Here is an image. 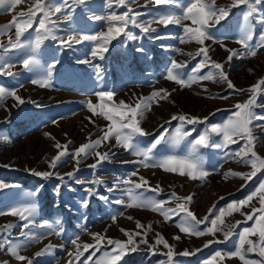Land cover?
<instances>
[{"label": "rangeland", "instance_id": "1", "mask_svg": "<svg viewBox=\"0 0 264 264\" xmlns=\"http://www.w3.org/2000/svg\"><path fill=\"white\" fill-rule=\"evenodd\" d=\"M34 2L35 0H23L12 11L0 10V26L8 24L19 12H26ZM52 2L60 5L63 0H52ZM191 2L192 0H178L177 6V4L156 5L155 0H129L128 6L141 13L137 21L143 23L149 20L155 21L159 18V14L169 10L177 15H183L184 8ZM207 2L211 3L212 0ZM230 3L231 0H215L217 8ZM257 7L259 11L256 15L264 16V3ZM64 11L72 12L71 20L66 21L59 14L53 19H58L56 36L67 39V36L73 32L77 34V38L81 34L91 36L99 32H107L110 26L107 19L95 20L92 16L106 18L112 12L122 14L127 11V6L113 2L109 8L106 7V0H89L86 5H75L72 0H68ZM245 11V6L232 8L227 18L214 27L206 29L215 38V40L205 41L209 47V56L213 61L223 64L224 71L235 85L234 89L229 88L226 82L218 81V78L217 81H198L192 83L190 87H181L175 81L165 78L173 60L180 64L187 62L184 68L177 70L184 79H187L192 74L193 68L203 59V56H195L196 51L201 47L200 44L194 40L181 42V37L185 36L183 25L196 27L191 20H183L181 25L169 24L167 27L153 22L152 28L156 31L149 33H142L139 28L129 23L126 31L133 33L136 38L128 39L124 33H121L119 37L111 41L108 51L103 53L102 58L91 55L93 47L96 46V42L91 40H84L74 44L70 49H65L60 47L58 41L46 39L35 53L39 63L31 70L25 69L20 63L32 54L30 49H22L19 52L10 51L5 54V62L11 64V71L18 75L0 74V86L10 90L15 89L25 103L14 107L16 101L8 97L0 106V135L8 140V142H0V183L5 185L0 188V211L7 213L12 208H22L35 203L37 224L48 220L55 226V221L60 220V224L55 226L59 235L55 232L48 234V229L33 228L32 231L43 232L45 236L38 242L22 248L21 255L31 258L33 264H69L70 261L71 264H83L91 255L93 256L91 264H95L96 259L102 258L114 246L108 245L105 240L99 249H89L79 260H76L74 255H69L76 252L72 240L79 236L78 243H81V251H83V243H95L90 233H100L101 236L122 241L127 240V236L120 229L130 232L140 231L136 228L137 220L145 227L151 223L153 230L147 233V239L149 245L154 247L150 249L148 245L139 244L137 250L128 253L120 264H160L161 261L168 264L166 253L169 249L162 243L156 244L157 233L173 246L172 251L175 254L172 264H205L217 251L222 254L235 251L239 231L245 227H251L254 223V221H245L244 216L239 213H233L225 218L229 224L241 221L235 229L237 235L224 241L223 235L217 233L216 238L221 242H214L204 247L206 241L216 238L211 235L196 237L181 233L176 227L179 216H172V219L166 222L158 212L126 207L128 197L125 192L129 186L121 183L112 192L107 189L114 183L127 178L141 183L139 178L144 177L151 188L159 184L162 191L157 196L148 186H145L134 189L136 194H142L143 199L155 197L158 200H165L167 203L163 205L164 208H175L180 202L168 199L172 192L179 197L192 195L193 199L188 207L197 218L202 219L213 204L218 210L230 201H239L253 192L260 181L264 180V170L258 172L247 183L240 177L224 178V173L228 170L238 172L251 170L250 165L237 163L225 157V152L235 153L241 148L245 143L244 140H238L227 149L201 147L197 150L195 156L202 160L205 170L210 173L203 182L191 180L187 175H180L178 172L164 171L160 167L145 168L139 163H132L138 157L126 152L122 147L115 146L114 137L109 143L97 149L100 152H111L113 155L110 160L92 169L88 165L93 164L96 157L91 155L81 162L74 177L71 179L65 177L63 183L55 175L43 179L34 175L31 170L54 171L60 175L73 171L75 162L71 155L65 157L64 162L58 164L54 170L49 169L48 161L57 153L54 147L57 142L67 145L69 153H72L81 144L88 142L90 134L92 140L102 135V129H105L110 122L101 116H93L87 107L88 101H91L98 111L101 104L119 106L120 101L131 106L138 102L149 103L150 109L145 110L140 125L147 133H150L148 136L139 138L141 147L145 148L150 146L165 128L169 130L166 135H170L181 125V121L171 119L173 115L185 114L201 119L208 117L203 123L184 122L183 131L190 132L191 135L185 137L176 146H173L171 142H162L153 153L157 160L168 155L187 157L191 142L210 125H222L228 120L233 111V105L246 101L252 95L247 90L264 77V48L258 49L255 56H249L247 49L238 43L242 26L245 24ZM38 19L39 14L36 23ZM259 31L260 27L256 26L251 44L255 45ZM9 37L15 42L14 26L0 35V44L9 47ZM35 38L34 24L22 39L34 41ZM140 49L143 51H139ZM229 50L237 52L231 61L227 60ZM241 53L244 54L241 55ZM56 61L58 62L51 68L50 86L41 87L31 82L33 79L46 76L49 67ZM79 61H87V63ZM208 71L215 73L218 70L208 65L197 75H203ZM159 89L168 90V99L158 103L156 102L158 98L149 100L152 92ZM239 89L246 91L239 92L237 91ZM261 89H264V85H261ZM99 91H112L114 93L112 101L96 96L95 93ZM254 111L264 116V91L258 95ZM89 117L95 123H91ZM254 124L262 125V127L253 128L256 136L254 150L259 156L264 157V120L254 121ZM221 138L219 133L211 134V139L217 143L221 141ZM134 171L138 172L137 176L130 175ZM97 179L103 180L104 183H92ZM58 184L61 187L57 193L55 189ZM241 185L244 186L241 187ZM89 188L95 189L100 195L107 196L108 200H101L95 195L89 197L87 192ZM37 189H39L38 192ZM221 197L223 199H220ZM84 199L89 200L87 207H82ZM118 199H123L125 204H116L115 201ZM252 206L259 208L258 198L252 201ZM243 212L249 213L251 208L244 207ZM113 215L117 217L115 223L111 219ZM129 216L133 219H128ZM21 223L23 222L19 216L0 215V226L16 225L10 232H0V239L5 236L13 241L24 239L19 235ZM206 226V224L200 225L199 228L202 230ZM175 236L181 238L176 240ZM135 239L139 240L140 237ZM251 239L257 241L258 237L252 236ZM49 243L54 246L51 253L39 257L34 255ZM196 249L200 251L195 252L194 255H180L185 250L193 252ZM244 254L247 259L264 264V257H261L258 252ZM0 264H26V262L17 261L5 248L0 250ZM214 264H243V262L238 257L225 256L224 260L216 258Z\"/></svg>", "mask_w": 264, "mask_h": 264}, {"label": "snow or ice", "instance_id": "2", "mask_svg": "<svg viewBox=\"0 0 264 264\" xmlns=\"http://www.w3.org/2000/svg\"><path fill=\"white\" fill-rule=\"evenodd\" d=\"M23 0H0V10L12 11ZM89 0H72V3L75 5H86ZM113 2L117 5L127 6V11L122 14H116L115 12L110 13L106 18L101 16H92V19L101 20L107 19L109 27L107 32H99L95 35H79L73 32L67 36V39L63 37L56 36V31L58 30V19H53L57 14L63 17L64 20H71L72 12L68 11L65 13L64 9L68 5V0H63V3L56 5L52 0H35V2L28 8V10L21 11L17 15L13 16L12 20L3 26H0V35L4 34L6 29H11L15 27V42L12 38L9 37V47H4L0 44V74L7 76H16L17 73L11 71L12 65L5 62V54L10 51L19 52L22 49H30L31 55H28L27 58L20 61L25 69L31 70L33 67L38 65V60L36 59L35 53L39 50L40 46L46 39H52L58 41L60 47L65 49H70L74 44H79L84 40H91L96 42V46L92 49V56H100L102 58L103 53L108 51V45L116 37H119L121 33H124L128 39H135L136 37L133 33L126 31V28L129 23L133 24L135 27L139 28L142 33H149L156 31L155 28H152V23H158L167 27L169 24L181 25L183 20H191L193 25L196 27H190L188 25H183L185 36L181 37V42H186V40H194L201 47L196 51L195 56H203V59L193 68L192 74L188 76L187 79H184L178 69H182L186 66L184 64L177 63L176 60L171 62V67H169L166 75V79L175 81L181 87H190L192 83L204 80L210 81H224L227 83L229 88L234 89L235 85L228 78V74L224 71L222 63L213 61L209 56V47L205 44L206 40L212 39L215 40L213 36L210 35L207 28L214 27L219 24L222 20L227 18L230 15L231 9L235 7L245 6L246 11L244 12L245 24L242 26L240 39L238 43L242 44L247 49V55L255 56L257 50L264 48V16H257L258 5L264 3V0H231V3L226 6H215V0H212L211 3H208L207 0H192L191 3L187 5L183 10V15H177L171 10L159 14V18L155 21L149 20L147 22L140 23L137 21V18L141 13L136 12L133 8L128 6L129 0H106V7H111ZM156 5H172L177 4L178 0H155ZM39 14L38 23H36L37 16ZM255 21V24H253ZM35 24L36 38L34 41L22 39L25 33L29 29L33 28ZM256 26L260 27L259 36L256 39L255 45L250 42L253 40L254 28ZM224 47L223 44H221ZM139 51H143L140 49ZM244 53H241L243 55ZM192 55V54H190ZM237 55L236 50H229V55L227 57L228 61H231L234 56ZM54 62L47 72L46 76H42L40 79H33L31 82L33 84H39L41 87L50 86L51 79V68L55 66ZM81 63H87V61H79ZM211 65V68L218 70L213 73L208 71L203 75H197L199 71L206 66ZM99 74V73H98ZM261 85H264V77H261L256 84L250 86L247 91L252 93L249 98L244 102H237L233 105V111L228 120H226L222 125H210L204 132L196 137L195 140L191 142V149L187 157H177L175 155H168L163 159L157 160L153 153L157 149L158 145L163 143L171 142L173 146H176L183 140L185 137L191 135L190 132L183 131V123L187 124H196L206 122L208 117L198 118L195 116L189 117L185 114L173 115L172 120L181 121V125L176 128L174 132L170 135H166L169 130L165 128L156 139L148 147H141L140 137L148 136L150 133H147L140 125L141 120L144 118L145 110L150 109V104L147 102H138L134 106L125 104L124 101H120L119 106L116 105H99V111L97 107L93 105L91 101L87 102V107L93 116H101L110 123L105 126V129H102V135L97 137L95 140L91 139V134L88 138V142L81 144L74 152L69 153L67 145H61L57 142L54 147L57 149L55 156L48 161L49 169H56L58 164L64 162V158L71 155L74 163V169L72 172L65 173L60 175L54 171H34V175L41 177L43 179H48L51 176H57V178L64 182L65 177L69 179L74 177V173L79 170V166L83 160H86L89 156L94 155L96 160L93 164L88 165L92 169H96L102 162L108 161L112 157L111 152H100L99 149L102 145L109 143L112 137L115 138L116 145L122 147L126 152H130L132 155L138 157L136 161L132 163H139L145 168L148 167H160L167 172H178L180 175H187L191 180H200L204 181L208 175L209 171L205 170L202 160L195 156L197 150L201 147L204 148H215V149H227L229 145L236 144L238 140H244V145L239 148L235 153L225 152V157L235 160L237 163H243L251 166L249 172H238L233 170H228L224 173V178L229 177H240L245 183L252 180L253 177L257 175L258 172L264 170V157H261L254 150L256 136L253 131L254 127H262L260 124H254V121L264 120V116L258 115L255 113L254 108L257 106L258 95L264 91L261 89ZM174 91V90H173ZM239 92L246 91L245 89L237 90ZM96 96L101 99L106 98L107 101H112L114 93L112 91H99L95 93ZM8 97L13 98L16 101V104L13 106H19L20 104L25 103V101L17 94L15 89H6L3 86H0V106L3 105V101ZM169 92L166 89H159L152 92L149 100L158 98L156 101H163L168 99ZM221 99H227L228 97H220ZM91 123H95L94 120L89 117ZM55 123V121H53ZM212 133H219L221 135V141L215 142L211 139ZM47 135V134H46ZM0 142H8L7 138L0 135ZM131 176H137L138 172L134 171L130 174ZM141 183L132 181L130 178H127L123 181H118L113 184L112 187L108 188L109 192H112L115 188L119 187L122 183L123 185L129 186L125 192V195L128 197V203L126 207H137L143 209H150L154 212L160 213L164 220L167 222L172 219V216H179V220L176 223L181 233L191 235V236H204L211 235L216 238L217 233L223 235L224 241H228L236 234L235 229L241 223V221H235L233 224L226 222V217L233 215V213H239L244 216L245 221H254L251 227H245L241 229L238 233V242L235 251L231 253L222 254L220 251H217L214 257L206 261L205 264H214L216 258L224 260L225 256L228 258L238 257L243 264H260L258 261L247 259L245 252L253 253L258 252L261 257H264V180H261L257 188L251 192L245 198L239 201H230L226 206L220 207L218 210L216 205L213 204L212 207L208 209V213L201 219L190 210L188 205L191 203L193 196L189 195L186 197H179L175 192H172L168 199L180 201L176 204L175 208H164L163 205L167 203L165 200H158L155 197H149L147 199L142 198V194H136L134 189L144 188L148 186L149 189L156 193L158 196L162 189L159 184L155 188H151L148 185V181L144 177L139 178ZM80 183V181H77ZM94 184H103L104 181L97 179L93 181ZM244 185H241L243 187ZM5 187L3 183H0V188ZM61 185L56 186L55 191L58 193ZM39 189H37V192ZM88 196L93 195L97 196L101 200H108L107 196L100 195L93 188L87 189ZM258 198L259 199V208L252 206V201ZM220 199H223L222 197ZM116 204H125L123 199H118L115 201ZM89 204L88 199L82 201V207H87ZM244 207L251 208V212H243ZM13 215L19 216L20 220L23 222L19 225L21 231L19 235L23 236L24 239L20 241H13L8 236H5L3 239H0V250L7 249V252L14 257L17 261L26 262V264H33V260L25 255L20 254V250L29 246L31 243L38 242L43 239L45 233L34 232L33 228L48 229V234L59 235V232L56 231V227L60 224V220L55 221V226L52 222L48 220H43L39 224L36 223L37 216V206L35 203L29 204L26 207L22 208H12L7 213L0 211V215ZM171 214V215H170ZM123 215V213H120ZM128 219H133L129 216ZM113 223L116 222L117 217L113 215L111 217ZM207 225L202 230L199 228L200 225ZM16 227L13 224H7L0 226V232H10L11 229ZM136 228L140 231L130 232L126 229L121 228L126 236L127 240H118L108 238L106 236H101L100 233H90L93 237L95 243L88 244L83 243L81 251V243H78L79 236L72 240V244L76 248V252L70 253L69 255H74L76 260H79L81 256L84 255V252H87L89 249H99V247L105 242L108 245H113L114 247L111 251L104 254L100 259L95 260V264H120L123 258L130 252H135L139 244L148 245L150 249H153V245H149L147 239V233L152 231V225L149 223L147 227L143 225L139 220L136 221ZM85 231L87 229L85 228ZM252 236H257L258 240L253 241ZM135 237H140L139 240ZM180 236H175L174 239L179 240ZM214 242H221L218 238L214 240L206 241L204 247H207L209 244ZM164 244L169 251L166 253L168 264H172L174 252L172 251L173 246L169 245L167 241L159 234H156V244ZM247 246V247H245ZM53 245L48 244L40 251L36 252L34 255L36 257L49 254L53 250ZM200 251L196 249L193 252L188 250L183 251L180 255L190 256L194 255L195 252ZM93 261V256H88V258L83 262V264H91ZM71 264V261L69 262ZM160 264H165L164 261H161Z\"/></svg>", "mask_w": 264, "mask_h": 264}]
</instances>
